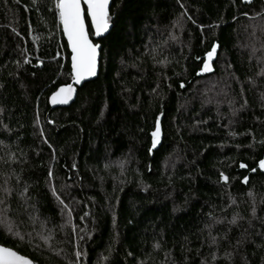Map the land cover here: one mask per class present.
<instances>
[{
  "label": "trees",
  "instance_id": "obj_1",
  "mask_svg": "<svg viewBox=\"0 0 264 264\" xmlns=\"http://www.w3.org/2000/svg\"><path fill=\"white\" fill-rule=\"evenodd\" d=\"M57 2L0 0V245L32 264H264V0H112L96 79L50 110L72 80Z\"/></svg>",
  "mask_w": 264,
  "mask_h": 264
},
{
  "label": "snow or ice",
  "instance_id": "obj_2",
  "mask_svg": "<svg viewBox=\"0 0 264 264\" xmlns=\"http://www.w3.org/2000/svg\"><path fill=\"white\" fill-rule=\"evenodd\" d=\"M251 2V0H246ZM81 3L87 5V17L91 20V27L94 30L95 35L99 36L103 32L109 29V14L108 5L109 0H58L56 7L59 10L60 21L63 25L64 34L67 36L69 47L72 52V78L75 83H80L82 79L88 76H94L97 68V48L100 46L93 44L89 41L88 34L85 31L84 18L82 17ZM218 44H214L212 50L207 53L208 60H211L213 54L217 51ZM211 71L210 65L207 61L204 62L201 73ZM264 75V73H262ZM181 88L184 84L181 83ZM73 92V86L71 84L64 85L52 93L50 101L52 104L67 103L69 97ZM160 118L157 117L155 131L152 133L153 142L152 147L157 145V138L160 135ZM264 143V142H262ZM51 147V145H50ZM151 151V149H150ZM75 167V165H73ZM248 166L244 163L240 164V168L244 169ZM258 168L264 170V160H260ZM257 169L252 168L251 171L255 172ZM53 173L49 171V177H52ZM221 179L225 183L228 181V177L221 173ZM248 177H245L243 183H248ZM52 193L64 208H68V205L57 194L55 187H52ZM88 214L85 213V216ZM69 223H71L72 214L71 209L68 210ZM83 219V217H81ZM235 222V221H233ZM76 257L79 259L81 253L76 252ZM0 264H31V261L21 255H18L16 251L9 248L0 247Z\"/></svg>",
  "mask_w": 264,
  "mask_h": 264
},
{
  "label": "water",
  "instance_id": "obj_3",
  "mask_svg": "<svg viewBox=\"0 0 264 264\" xmlns=\"http://www.w3.org/2000/svg\"><path fill=\"white\" fill-rule=\"evenodd\" d=\"M252 1L253 0H251V2ZM111 2H112V0H109L108 14H109V11H110ZM242 2L243 3H251V2H246V0H242ZM81 10H82V17L84 18L85 31L88 34L89 41L91 43H93V44H97V45L100 46V44L97 43V42H95V41L98 40V39L104 38L108 34V32L111 29V24L109 23V29L106 32H103L99 36L95 35L94 30L92 29V27H90V30L92 31V36H91L90 35V32H89V28H88L89 26H91V20H90V18L87 17V5L84 4V3H81ZM58 13H59V10H58ZM59 20H60V17H59ZM87 22H88L89 26L87 25ZM60 28H61V32H62L63 38L66 41L67 49H68V52H69V67H70L71 74H72V59H71L72 58V52H71V48L69 47V44H68L67 36L64 34L63 25H62L61 21H60ZM211 50H212V48H211ZM100 51H101V46L99 48H97V68H96V74L94 76L85 77L84 79H82L80 81V83H75L73 81V78H72L71 82L68 83V84H71L73 86V92H72L71 96L69 97L67 103L52 104L51 101H50V97L52 96V93H53L52 92L49 95V97H48V105H49V107H51L50 110L57 109V108H67L68 106L72 105L74 103L75 99H76L78 89L81 88V86L83 84H85L87 82H90L93 79H96V77L98 75V72H99L100 53H101ZM216 57H217V51L213 54V57H212L211 60H208V57H207V54H206V57L204 59V62L207 61L209 63L210 68H211V71L203 72L202 74H200V76L209 75V74H211L213 72V64H214V62L216 60ZM204 62H203V64H204ZM203 64H202V68H203ZM202 68H201V70H202ZM201 70L198 73H201ZM62 86H64V85H62ZM62 86H60V87H62ZM60 87H58V88H60ZM57 89L55 91H57ZM263 160H264V158H263ZM0 247H4V246L0 245ZM5 248H8V247H5ZM9 249H11V248H9ZM11 250H13V249H11ZM17 254L22 256V254H19L18 252H17ZM23 257H25V256H23ZM31 264H32V262H31Z\"/></svg>",
  "mask_w": 264,
  "mask_h": 264
}]
</instances>
